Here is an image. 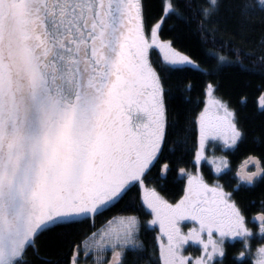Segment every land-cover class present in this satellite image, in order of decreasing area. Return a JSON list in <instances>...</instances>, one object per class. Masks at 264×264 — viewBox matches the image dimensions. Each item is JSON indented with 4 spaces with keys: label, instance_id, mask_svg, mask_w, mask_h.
<instances>
[{
    "label": "snow or ice",
    "instance_id": "1",
    "mask_svg": "<svg viewBox=\"0 0 264 264\" xmlns=\"http://www.w3.org/2000/svg\"><path fill=\"white\" fill-rule=\"evenodd\" d=\"M257 15L264 0H0V264H128L129 253L135 264H217L229 237L243 238L241 257L264 264V244L255 254L249 246L240 184L229 189L198 167L214 145L243 139L219 79L233 62L217 52L202 68L168 35L176 18L194 23L203 45L227 37L219 48L249 70L233 42H248ZM258 47L243 56L264 72V32ZM192 77L202 78L195 97ZM254 103L264 112V88ZM177 147L193 164L178 167L170 191L167 154ZM218 159L219 175L229 162ZM244 166L239 182H264V155ZM133 192L139 214L121 208ZM253 219L264 237V205Z\"/></svg>",
    "mask_w": 264,
    "mask_h": 264
},
{
    "label": "trees",
    "instance_id": "2",
    "mask_svg": "<svg viewBox=\"0 0 264 264\" xmlns=\"http://www.w3.org/2000/svg\"><path fill=\"white\" fill-rule=\"evenodd\" d=\"M178 3L183 7L184 0H178ZM173 25L174 31H170L168 35L171 36L178 33L181 38L180 46L186 52L193 55L201 64L202 68L211 69L216 65L215 55L217 52L225 55L229 61L233 62L230 66L223 67L219 79L221 81L223 94L231 98V102L239 114L240 127L243 130L244 136L236 148L227 151L216 150L215 154L226 156L229 162V168L224 173L219 175L214 174L210 165L207 164V160L202 161L198 167L209 180L215 182L216 179H219V182L229 189L234 188L238 183L240 184L239 190L236 191V198L247 211L249 227L257 233L259 221L253 218L260 215L261 206L264 205V182H257L255 185L249 186L239 182L237 173L241 172L239 169L245 167L244 162L249 156L260 157L264 155V112H261L258 105L254 103V98L258 91L264 88V72L251 69L250 58L243 56V52L253 50L257 54L259 53L258 41L261 32H264V18L257 15V18L250 25L251 31L248 34L247 43H242L240 41L233 42L242 49L241 58L244 59L249 70H244L240 65L234 63L236 56L231 51L230 47L224 49L219 48L220 41L227 40V37L218 36L215 47L211 44L203 45L196 32V25L194 23L189 26L174 18ZM201 79L200 77L191 78V82L196 85L192 93L194 97L199 94V83ZM182 82V78L173 79L172 88L174 95H180L177 86ZM241 94L248 97V102L246 104L238 103ZM211 150L209 149L208 155H210ZM167 159L172 164V172L169 174L167 187L170 191H174L176 189L172 181L176 180L179 176L178 167H186L191 171L193 161L189 154V150L179 147H177L174 152L167 154ZM249 166H251V164L247 165V167ZM125 207L130 214H139L138 209L135 207V192L130 193L129 197L122 203L121 208ZM119 210L120 209H117V211ZM103 223L104 218H97V227H100ZM84 227L85 230H87V225ZM141 239L146 243H151V230H146L142 234ZM262 244H264V237L253 239V249ZM45 247L48 250V255L53 259L56 258L55 246L49 243ZM193 250L196 249L194 248ZM242 251H244V242L242 240L226 243L225 255L218 264H255L252 255H246L241 258L240 253ZM41 255H45V253L42 251ZM30 259L31 264H42L41 260L35 256H30ZM128 264H135L131 253L128 255Z\"/></svg>",
    "mask_w": 264,
    "mask_h": 264
},
{
    "label": "rangeland",
    "instance_id": "3",
    "mask_svg": "<svg viewBox=\"0 0 264 264\" xmlns=\"http://www.w3.org/2000/svg\"><path fill=\"white\" fill-rule=\"evenodd\" d=\"M214 146H216V147H214ZM212 148H210V150H211V153H210V155H208L209 156V159L207 160V164L208 165H210V167H211V170L213 171V173L214 174H217L216 172H215V165H213L212 163H211V157H212V155H215L216 157H217V163H219V157L220 156H222V154H219V155H217V154H215L216 153V150H220V151H227V150H225V149H223L222 148V146L221 145H219V144H217V145H214ZM227 170V169H226ZM225 170V171H226ZM240 170V169H239ZM218 175V174H217ZM253 231V230H252ZM253 233H254V235H253V237H251V238H249V246H250V248H251V250L253 249V245H252V243H253V239L254 238H256V239H260L261 238V235H260V233H259V229H258V232L256 233L255 231H253ZM236 240H242L243 242H244V240H243V238H231V237H229V238H227L225 241H224V249H225V246H226V243H228V242H233V241H236ZM245 243V242H244ZM260 246H262V245H259V246H256L254 249H253V251H252V253L253 254H255V252H256V250H257V248H259ZM196 249V250H198V251H196V250H193V249ZM189 252H190V254H198L199 253V247L198 246H192V247H190L189 248ZM246 255H248V254H245V256ZM245 256H243V257H245ZM249 256H251V255H249ZM241 257V256H240ZM243 257H241V258H243ZM252 257L254 258L253 259V261L256 259L255 258V256L254 255H252ZM221 258L222 257H217V264L219 263V261L221 260ZM93 260H94V258H89V264H93ZM254 263H255V261H254Z\"/></svg>",
    "mask_w": 264,
    "mask_h": 264
},
{
    "label": "flooded vegetation",
    "instance_id": "4",
    "mask_svg": "<svg viewBox=\"0 0 264 264\" xmlns=\"http://www.w3.org/2000/svg\"><path fill=\"white\" fill-rule=\"evenodd\" d=\"M250 167H251V166H249V168H247V170H252Z\"/></svg>",
    "mask_w": 264,
    "mask_h": 264
},
{
    "label": "water",
    "instance_id": "5",
    "mask_svg": "<svg viewBox=\"0 0 264 264\" xmlns=\"http://www.w3.org/2000/svg\"><path fill=\"white\" fill-rule=\"evenodd\" d=\"M247 167V166H246Z\"/></svg>",
    "mask_w": 264,
    "mask_h": 264
}]
</instances>
